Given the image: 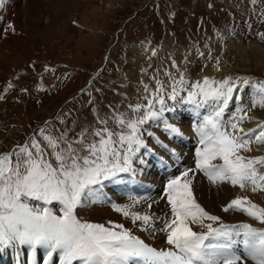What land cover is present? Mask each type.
<instances>
[{
	"label": "rangeland",
	"instance_id": "1",
	"mask_svg": "<svg viewBox=\"0 0 264 264\" xmlns=\"http://www.w3.org/2000/svg\"><path fill=\"white\" fill-rule=\"evenodd\" d=\"M0 32V48L11 54H0V96H3L0 99V154L28 142L46 125L53 135L69 129L70 138L82 129L91 131L102 127L100 118L108 119V127L114 128L112 117L121 113L132 115L129 105L146 103L145 85L153 90L157 81L166 88L171 84L169 72L177 78L183 74L189 82L203 77L264 82V0H3ZM11 38L15 39V49L7 47ZM26 45H32L34 51L20 52ZM4 56L10 59L7 64ZM9 83L12 88H8ZM247 88L242 101L251 100L252 90ZM235 99L234 96V102ZM232 106L233 103L228 112ZM245 106L250 108L247 102ZM203 110H199L198 117L194 106L178 104L174 112L165 114L169 123L190 130L191 134L182 136L195 141L194 150L187 152L180 153L181 138L175 142L177 147L173 145L176 138L166 134L163 125H145L168 150L164 156L166 148L152 137H146L152 151L138 158L135 181L145 180L142 171L152 167V155L156 159L161 157L159 164L165 163L169 172L158 171V175L153 167L155 179L145 181L158 188L159 194L150 198L148 193L142 195L141 202L132 211H150L160 218L169 213L166 198H162L165 188L162 184L173 175L170 171L183 164V170L195 167L192 157L199 146L195 128L205 115ZM171 149H175L176 156L171 154ZM171 155L174 159L168 160ZM141 159L146 163L141 164ZM120 178L123 179L122 174ZM110 182L105 181L103 188L109 194L108 184L114 185ZM202 183L208 188L203 193L197 192ZM221 186L230 190L223 192ZM116 187L119 192L125 191V187L122 189L118 184ZM249 187L242 191L238 186L212 185L199 172L193 181L197 202L211 214L220 216L224 224H249L264 229V224L242 212L222 210L237 196H247L264 207L262 191L253 193ZM130 203L127 198L121 205ZM86 207L87 204L77 209L78 217ZM115 213L120 216V223L124 222L135 235L145 234L146 243L153 246L147 238L157 235L159 244L153 247H168L163 233L152 236L139 230V222L134 225L130 219ZM82 219L95 223L92 218ZM100 221L96 223H103ZM157 225L161 226L159 222ZM9 260H13V250ZM245 264L254 262L249 259Z\"/></svg>",
	"mask_w": 264,
	"mask_h": 264
},
{
	"label": "snow or ice",
	"instance_id": "2",
	"mask_svg": "<svg viewBox=\"0 0 264 264\" xmlns=\"http://www.w3.org/2000/svg\"><path fill=\"white\" fill-rule=\"evenodd\" d=\"M167 75L171 84L166 88L157 81L153 90L145 85L146 103L129 105L132 115L112 117L114 128L108 127V119L100 118L102 127L82 129L70 138L69 129L53 135L46 125L28 142L0 154V247H26L33 255L43 249V264H55L56 258L59 264H245L249 259L264 264V229L224 224L220 216L197 202L193 191L197 172L212 185L264 191L260 171L264 156L244 155L252 151L253 144L264 145V121H258L256 128L243 127L252 122V109H264V82L232 77L189 82L183 74L178 78L171 72ZM12 87L9 83L8 88ZM247 87L252 89L251 107L236 104L234 113H229L234 96L241 100L239 92ZM178 104L194 106L198 117L200 109L207 114L195 128L199 137L195 167L184 168L166 182L162 198H166L169 213L160 218L150 211H132L141 202L134 196L130 204L111 203L134 225L139 222L140 231L163 233L168 247L151 246L122 223L106 225L78 217V208L110 199L103 193L105 181L137 174L138 158L152 151L146 137L168 148L145 125H163L172 138L184 135L165 115ZM170 152L176 155L175 149ZM222 210L239 211L264 224V207L247 196H237Z\"/></svg>",
	"mask_w": 264,
	"mask_h": 264
},
{
	"label": "bare ground",
	"instance_id": "3",
	"mask_svg": "<svg viewBox=\"0 0 264 264\" xmlns=\"http://www.w3.org/2000/svg\"><path fill=\"white\" fill-rule=\"evenodd\" d=\"M0 34H1V32H0ZM14 42H15V39H13V38L9 39L8 42H7V47L8 48H11V49H15ZM0 44H1V40H0ZM33 51H34V48H32V45L31 46L30 45H26V46H23V47L20 48V52H26L27 54H28V52H33ZM1 53L2 54H6L7 56H11V54L7 53L6 50L5 49H2V48H0V54ZM7 56H4L5 57V60H6V63L5 64H7L10 61V59ZM5 64H3V66ZM217 80H221V78L218 77ZM247 90H248V88H244L242 91H240L239 92L240 97H243L246 94V91ZM250 90H252V89H250ZM240 102L242 104L245 103V105H246V102H247V105L249 104L250 107H251V100L250 101L249 100H243L242 101V99L241 100H236L235 99V102L233 103L232 108H230L229 113H234L236 104H240ZM184 110L185 109H182V111H184ZM203 113L206 115L207 114V111L203 110ZM249 116L252 117L253 120H252V122H251L250 125H248L249 122H246V123L243 124V127L246 130L251 129V128H256L258 121H264V109H259V108L252 109L249 112ZM201 119H202V117H201ZM226 119H228V117ZM183 125H185V123ZM179 128L182 130V132L184 133L185 136L188 135V134H191L190 130L187 129V127L181 126ZM178 138H181L180 141H178V145L180 147L179 148L180 153L187 152L191 148L194 150V148H193V145L195 143L194 140L186 139V138H183V137H178ZM182 139H184L185 142H183ZM176 141H177V138L172 142L173 145H175V146H176V144H175ZM198 147H196V149H198ZM251 147H252V151L249 152V153H245L246 155L253 156V157L255 155H257V156H264V145H256L255 146L253 144ZM165 150H168V149H164L163 150V155L164 156H166ZM189 154H191V153H189ZM152 156L155 157V155H152ZM168 157H169V159L167 158L168 160H173L174 159V157L172 155L171 156H168ZM193 158H195V155L192 157V160H193ZM159 161H161V157H159L158 159H156V157H155V159L153 160L154 166H153V164L151 162L152 167H149L147 169L145 168L142 171V175L145 177V180H148V181L151 182V181H153L155 179L154 175L152 176V174H153V170H152L153 167H154V172L156 174H158V175H159V173L156 172V170H155L156 167H157V169L160 170V172L161 171H163V172L165 171V173L169 172L168 169H167V165H165V163H160L159 164ZM194 164H195V161H194ZM183 166H184V164H183ZM183 166H181L180 168L174 169V170H172L170 172H173V175H180L181 171L183 170V168H182ZM165 167H166V169H165ZM261 170H264V169H261ZM173 175H170L168 177V179H170ZM122 178L125 179V180L123 181V179L121 180V178H120V179H118L115 182H112V181L110 182V183H113L114 185L108 184V190L110 191V194L108 193V191L103 190V193L105 194V196L107 198H110L107 202H105L104 205L101 206L100 203H102V202H99V203H96V204H92V203L91 204H87L86 209H84L82 213H79L80 217L81 218H85V219L92 218L95 221V223H96V221H98V220L100 221L101 220L106 225L108 224L109 221L116 222V223H120L121 222V218H120V216H118L115 213V210L111 207V203L112 202L117 203L119 201V203L122 204L123 202L126 201L127 198H130V197H133L134 196V195H131L132 193H131L130 188H129V185H128V180H130L132 182L134 191L138 190V192H137L138 193L137 198H139L142 195H145L147 193L149 194L148 195L149 196L148 198L157 196L159 194V189L156 188L155 186H152V185L147 184L145 180H141V179L138 178V180L135 181L133 178L130 179L129 178V175L128 176L127 175L126 176H122ZM158 180H159V178H158ZM160 181L161 180H159V182ZM134 182H137L136 183V186L138 188H136ZM117 184L119 186H121L122 189H124V187H125V191L123 190V191L119 192V190H116V189H118L116 187ZM122 185H124V187ZM162 186L165 187L166 184L163 183ZM207 186L208 185L206 184V187H205L203 185V183H202L201 186H198V187L196 186L197 187L196 188V191L197 192L201 191V193H203L208 188ZM220 189L223 192H227V191L230 190L226 186H221ZM249 189H251V186L249 187ZM250 192H252V191H250ZM260 192L261 191H257L255 193H260ZM230 194H231V192L230 193L228 192V195H230ZM261 194L264 196V191H262ZM121 201H123V202L121 203ZM96 205L101 206V207H97ZM122 224L124 225V222ZM155 235H152V236H155ZM139 236H140V238L145 239V236L146 235L143 234V233H140ZM156 237H157V235L154 238H147V240L151 241V243H153V246H157L159 244V241H158V239ZM163 240H165V239H163ZM12 247L14 249L17 248L19 252L21 251L22 253H24L28 257V259L31 262H35V264H43V261L46 259V252L43 249H38L36 251L35 255H33V253L28 248H26V247H23V248L20 247V246H12ZM0 248H1V250H0L1 253H4V254H1L2 257L0 256V264H17V261L16 260H18L19 263H20V258L18 256L15 257V254L13 255V260H9L8 251H9V249H11V251H12V248H7V249H5V247H0ZM21 264H24V263L21 261ZM55 264H59V258H57V261H55Z\"/></svg>",
	"mask_w": 264,
	"mask_h": 264
}]
</instances>
